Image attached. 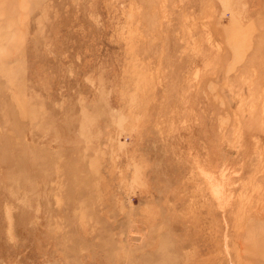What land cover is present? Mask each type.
Here are the masks:
<instances>
[{
    "label": "rangeland",
    "instance_id": "1",
    "mask_svg": "<svg viewBox=\"0 0 264 264\" xmlns=\"http://www.w3.org/2000/svg\"><path fill=\"white\" fill-rule=\"evenodd\" d=\"M0 264H264V0H0Z\"/></svg>",
    "mask_w": 264,
    "mask_h": 264
}]
</instances>
